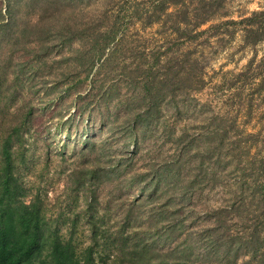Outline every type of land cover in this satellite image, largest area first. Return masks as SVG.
Segmentation results:
<instances>
[{
  "label": "trees",
  "instance_id": "1",
  "mask_svg": "<svg viewBox=\"0 0 264 264\" xmlns=\"http://www.w3.org/2000/svg\"><path fill=\"white\" fill-rule=\"evenodd\" d=\"M225 1L0 0V264H264V56L209 87L197 54L255 48L264 10ZM38 148L61 194L26 182Z\"/></svg>",
  "mask_w": 264,
  "mask_h": 264
},
{
  "label": "rangeland",
  "instance_id": "2",
  "mask_svg": "<svg viewBox=\"0 0 264 264\" xmlns=\"http://www.w3.org/2000/svg\"><path fill=\"white\" fill-rule=\"evenodd\" d=\"M264 10V0H226L224 3L223 12L227 14V18H231L234 20H240L241 18L250 16L253 12ZM223 18V19H227ZM205 26L204 28H206ZM140 27H131L128 31L129 37L134 41V45H138L139 47H152L155 48V45H161L165 41V37L163 34L159 33L158 25H155L151 28L140 29ZM198 51L201 53H197L200 55L202 59V66L204 77L207 80V84L210 87L211 84L219 83L222 78L226 74L230 73H238L240 72L248 63V61L257 56L258 60L264 56V41L259 43L255 48L244 46L242 34L238 33L233 39L229 41L226 37L224 41L217 42L215 39L211 40L209 45L199 46ZM208 91V90H207ZM206 91V92H207ZM124 92V91H123ZM43 96V94H40ZM72 99L66 100V104L71 102ZM36 105L40 106L38 101L35 102ZM49 104L46 100L42 103L43 106ZM65 114L66 108H62ZM264 111V105H260L255 113L254 120L252 123L245 126L246 130L252 132L259 128L258 117ZM74 113V109H70V112L67 114L69 117L70 114ZM66 117V118H67ZM53 130V135L55 136V140H50L52 143V147L50 149L53 150L54 154H58L61 151L62 144L66 141L65 133H58L55 130V126L57 122L49 123ZM106 137V135H104ZM103 137V138H104ZM73 145H76L75 140H71ZM115 152L117 150L122 149L123 145L121 143H114ZM46 150V149H45ZM50 156V160L52 161L51 166H49V175L41 178V172L44 169L43 166L45 164L46 152L43 149L38 148V153L36 154V158L39 159L38 162L34 163L32 167V171L27 173L26 182L31 186L35 182V185L41 184L43 188L48 190L49 188V196L53 195V190L51 189L53 186L55 188V192L61 194V188L63 186V181L65 179L66 174L62 173L63 169L58 165L57 159L55 155ZM117 153H115L116 155ZM45 172V171H44ZM59 180V181H58ZM66 203H63L62 208ZM83 205V201L80 200V206ZM67 210L65 213H68ZM68 224H63L62 232L66 234V236L70 235ZM77 238L80 239L82 245H85L87 242V237L85 234L76 235Z\"/></svg>",
  "mask_w": 264,
  "mask_h": 264
}]
</instances>
